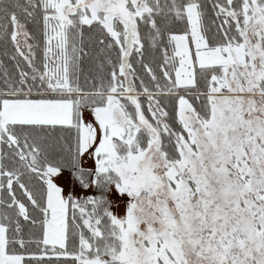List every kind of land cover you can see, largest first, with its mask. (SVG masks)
<instances>
[{"label": "rangeland", "instance_id": "1", "mask_svg": "<svg viewBox=\"0 0 264 264\" xmlns=\"http://www.w3.org/2000/svg\"><path fill=\"white\" fill-rule=\"evenodd\" d=\"M120 1L50 0L58 20L49 45L53 62L47 82L50 91L68 88L63 24L78 9L90 14L83 17L85 22L101 20L114 36L115 20L126 27L131 22L127 30L132 41L135 39L134 19L146 11V0H125L133 20L120 14ZM245 9L251 12L246 20L252 24L244 46L206 49L199 18L192 9L188 11L190 37H176L182 65L196 62L222 68L214 79L216 89L211 91L210 118L197 117L188 102L181 103L187 137L180 140L179 162H169L161 148L158 150L160 143H155L154 134L135 120L120 95L108 97L105 107L88 106L81 98L0 101V126L79 125L82 165L119 176L121 181L112 186L110 194L125 238L119 264H264V93L260 89L264 55L256 38V31L264 29V8L252 0ZM17 39L20 52L22 47L29 51L24 55L30 64L31 44L23 26L18 28ZM140 131L148 134L149 144L133 152ZM47 182L50 216L46 242L63 245L68 175L50 170ZM4 240L0 229V264H22L20 257L5 254Z\"/></svg>", "mask_w": 264, "mask_h": 264}, {"label": "trees", "instance_id": "2", "mask_svg": "<svg viewBox=\"0 0 264 264\" xmlns=\"http://www.w3.org/2000/svg\"><path fill=\"white\" fill-rule=\"evenodd\" d=\"M247 2L251 5L252 0H146V11L134 19L132 50L127 42L128 25L115 20L114 36L101 20L85 22L83 17L90 14L78 9L63 24L68 88L50 91L47 82L53 62L49 45L58 23L56 7L50 0H0V101L81 98L88 106L105 107L114 94L120 95L138 120L127 98L135 94L144 116L160 135L166 159L179 162L180 140L187 137L181 103L188 102L197 117L210 118L211 91L216 89L214 79L222 68L196 62L182 65L176 37H190L188 11L192 9L199 18L206 49L244 46L252 24L246 20L251 14L245 9ZM257 2L264 8V0ZM20 26L31 44L30 64L25 58L29 51L19 49ZM256 38L264 55V29L256 31ZM188 68L191 72L183 75L182 70ZM180 79H184L182 84ZM260 89L264 93V78ZM138 139L133 152L148 147L145 131L139 132ZM81 156L79 125L0 126V229L7 256L20 257L22 264H84L89 260L119 264L125 238L110 194L121 179L114 171L84 167ZM50 170L64 172L69 179L63 245L46 242Z\"/></svg>", "mask_w": 264, "mask_h": 264}, {"label": "water", "instance_id": "3", "mask_svg": "<svg viewBox=\"0 0 264 264\" xmlns=\"http://www.w3.org/2000/svg\"><path fill=\"white\" fill-rule=\"evenodd\" d=\"M118 11L120 12L121 15H123L124 17L126 18H129V20H132V16L129 15V12L126 8V5H125V0H121L119 2V5H118ZM132 34L131 32L128 30V45H129V49L132 50ZM131 100L135 106V109H136V112H137V118H138V121L140 123H143V124H146L149 129L153 132V134L155 135V142L156 144L159 143V140H160V135L158 133V131L152 126V124L144 117V114H143V111H142V108H141V105L136 97V95L132 94L131 95ZM160 150V148H158Z\"/></svg>", "mask_w": 264, "mask_h": 264}]
</instances>
